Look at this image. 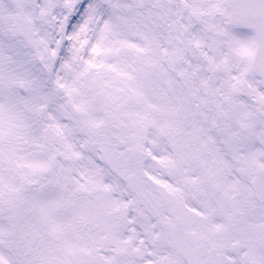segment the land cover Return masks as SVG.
Segmentation results:
<instances>
[{
    "label": "snow or ice",
    "instance_id": "snow-or-ice-1",
    "mask_svg": "<svg viewBox=\"0 0 264 264\" xmlns=\"http://www.w3.org/2000/svg\"><path fill=\"white\" fill-rule=\"evenodd\" d=\"M0 264H264V0H0Z\"/></svg>",
    "mask_w": 264,
    "mask_h": 264
}]
</instances>
